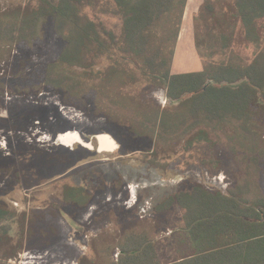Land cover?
Masks as SVG:
<instances>
[{"label":"rangeland","instance_id":"374dc122","mask_svg":"<svg viewBox=\"0 0 264 264\" xmlns=\"http://www.w3.org/2000/svg\"><path fill=\"white\" fill-rule=\"evenodd\" d=\"M84 2L90 5L83 14L100 32L120 35L121 20L109 0ZM34 5L35 0H0V12ZM257 29V41L245 39L238 21L233 36L217 29L227 36V47L210 54L204 50L207 45L197 48L184 28L171 73L250 65L264 50V18ZM42 30L30 43L0 51V205L15 216L3 223L12 245L22 241L11 259L0 248V264H84L82 258L91 257L95 248L107 249V256L113 239L145 227L165 264L180 255L174 231L181 225L182 210L153 209L169 196L201 183L213 192L240 187L244 198L264 199L261 95L255 98L250 127L230 109L218 116L192 112L187 100H171L165 88L141 77L138 68L118 60L114 52L78 53L76 65L53 69L49 76L66 45L51 23ZM71 75L79 78L69 79ZM49 78L62 81L55 87L47 83ZM92 86L97 89H88ZM162 113L178 121L174 131L157 127L154 115ZM199 132L207 142L193 141L186 149L187 140ZM68 133L80 135L92 150L60 145L57 138ZM101 134L114 140L115 152H97ZM65 187L82 188L89 204H67Z\"/></svg>","mask_w":264,"mask_h":264},{"label":"trees","instance_id":"16d2710c","mask_svg":"<svg viewBox=\"0 0 264 264\" xmlns=\"http://www.w3.org/2000/svg\"><path fill=\"white\" fill-rule=\"evenodd\" d=\"M109 1L121 20L118 37L112 32H100L95 22L83 14L84 8L90 5L84 0H35L31 8L17 7L0 12V51L30 43L41 36L42 27L49 22L54 34L66 45L58 61L51 66L49 76L53 69L76 65L80 60L78 53L95 56L114 52L118 60L138 68L141 77L165 88L171 100H187L192 112L205 110L218 116L220 110L230 109L233 117L242 120V125L253 122L255 98L259 95L264 98V50L242 69L219 66L197 73L172 74L171 64L187 0ZM263 18L264 0L220 3L204 0L194 18L195 46L207 45L204 50L210 54L225 49L227 36L217 29L223 28L233 36L237 21L245 39L257 41V22ZM72 78L79 76L71 75L69 79ZM61 81L49 78L47 83L57 87ZM154 116L157 127L163 130L174 131V125L178 124L164 113ZM249 124L251 127L252 123ZM252 137L250 135L249 139ZM193 141L200 143L207 139L201 132L196 133L187 140L186 149ZM62 197L67 204L77 207H85L90 202L89 195L79 187H65ZM173 206L182 210L181 225L174 231L180 255L168 264H264V199L248 200L240 187L222 193L197 183L169 196L156 209L154 207L153 212L161 213ZM14 218L0 205V248H5L6 259L15 257L22 248V241L12 245L10 230L3 225ZM146 228L129 229L110 242L109 255H104L107 249L102 251L98 247L91 253L93 257L82 258L83 263L160 264L155 240Z\"/></svg>","mask_w":264,"mask_h":264},{"label":"bare ground","instance_id":"6f19581e","mask_svg":"<svg viewBox=\"0 0 264 264\" xmlns=\"http://www.w3.org/2000/svg\"><path fill=\"white\" fill-rule=\"evenodd\" d=\"M59 139L64 145H70L71 143H82V141L78 137V134L68 133L65 136H60ZM96 139L99 144V152L113 153L116 151L117 145L110 136L106 134H101V135H98ZM85 146L90 147V144H86Z\"/></svg>","mask_w":264,"mask_h":264},{"label":"crops","instance_id":"0c3cea01","mask_svg":"<svg viewBox=\"0 0 264 264\" xmlns=\"http://www.w3.org/2000/svg\"><path fill=\"white\" fill-rule=\"evenodd\" d=\"M203 3H204V0H187L180 33L181 31H183L184 28H186L187 30L191 31V35H193V39H194V33H193L194 18L197 16ZM194 44H195V41H194ZM179 45L180 43H178V46ZM158 258H159V255H158ZM160 264L162 263L160 262ZM165 264H168V263H165Z\"/></svg>","mask_w":264,"mask_h":264},{"label":"flooded vegetation","instance_id":"af4514ba","mask_svg":"<svg viewBox=\"0 0 264 264\" xmlns=\"http://www.w3.org/2000/svg\"><path fill=\"white\" fill-rule=\"evenodd\" d=\"M65 134V133H64ZM59 136V135H58ZM78 137H79V139L82 141V143H71L70 145H64V144H62L59 140H58V138H57V142L60 144V145H62V146H64V147H67V148H69V147H72V146H74L75 144H78V145H80L81 147H83V148H85V149H87V150H92V145H90V147H87V146H85L86 144H89L88 142H85L81 137H80V135H78ZM97 144H98V141H97ZM97 152L98 153H100L99 152V144L97 145Z\"/></svg>","mask_w":264,"mask_h":264}]
</instances>
